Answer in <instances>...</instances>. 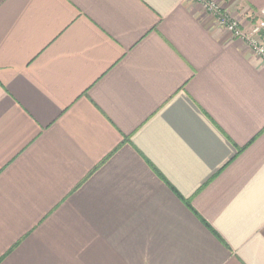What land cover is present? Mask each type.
Segmentation results:
<instances>
[{
    "label": "crops",
    "instance_id": "0c3cea01",
    "mask_svg": "<svg viewBox=\"0 0 264 264\" xmlns=\"http://www.w3.org/2000/svg\"><path fill=\"white\" fill-rule=\"evenodd\" d=\"M0 264H264V60L194 0H0Z\"/></svg>",
    "mask_w": 264,
    "mask_h": 264
},
{
    "label": "built area",
    "instance_id": "2783aa9c",
    "mask_svg": "<svg viewBox=\"0 0 264 264\" xmlns=\"http://www.w3.org/2000/svg\"><path fill=\"white\" fill-rule=\"evenodd\" d=\"M202 4L207 11L216 17L218 23L230 31L234 37L244 41L246 45L264 60V7L256 14V21L249 29L243 28L238 21L232 19L222 8L208 0H194Z\"/></svg>",
    "mask_w": 264,
    "mask_h": 264
}]
</instances>
